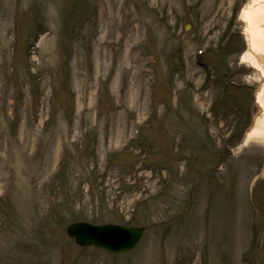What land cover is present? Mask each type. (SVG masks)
I'll list each match as a JSON object with an SVG mask.
<instances>
[{
	"label": "rangeland",
	"instance_id": "obj_1",
	"mask_svg": "<svg viewBox=\"0 0 264 264\" xmlns=\"http://www.w3.org/2000/svg\"><path fill=\"white\" fill-rule=\"evenodd\" d=\"M250 1L0 0V264H264Z\"/></svg>",
	"mask_w": 264,
	"mask_h": 264
},
{
	"label": "bare ground",
	"instance_id": "obj_2",
	"mask_svg": "<svg viewBox=\"0 0 264 264\" xmlns=\"http://www.w3.org/2000/svg\"><path fill=\"white\" fill-rule=\"evenodd\" d=\"M241 17L246 24L244 34L248 44V49L241 55V61L258 72L260 81L255 93L257 115L241 143L246 147L252 141L264 143V0H251L243 8ZM261 173L264 174V167Z\"/></svg>",
	"mask_w": 264,
	"mask_h": 264
},
{
	"label": "water",
	"instance_id": "obj_3",
	"mask_svg": "<svg viewBox=\"0 0 264 264\" xmlns=\"http://www.w3.org/2000/svg\"><path fill=\"white\" fill-rule=\"evenodd\" d=\"M145 229L137 226H123L115 224L91 225L77 222L69 226L68 232L76 237L81 245L94 244L109 251H131L141 240Z\"/></svg>",
	"mask_w": 264,
	"mask_h": 264
}]
</instances>
